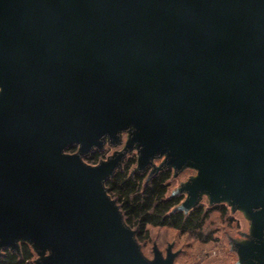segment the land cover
Returning a JSON list of instances; mask_svg holds the SVG:
<instances>
[{"label": "water", "instance_id": "95a60500", "mask_svg": "<svg viewBox=\"0 0 264 264\" xmlns=\"http://www.w3.org/2000/svg\"><path fill=\"white\" fill-rule=\"evenodd\" d=\"M0 89V258L174 264L140 254L107 187L136 145L139 171L197 167L177 209L228 199L251 221L241 263L264 264V0H0Z\"/></svg>", "mask_w": 264, "mask_h": 264}, {"label": "trees", "instance_id": "16d2710c", "mask_svg": "<svg viewBox=\"0 0 264 264\" xmlns=\"http://www.w3.org/2000/svg\"><path fill=\"white\" fill-rule=\"evenodd\" d=\"M76 148H71L75 150ZM102 154L98 151L89 157L90 163L98 164ZM135 159H129L124 167L107 182L110 195L118 200L125 220L137 230V238H149V227H170L181 233L190 234L200 241L208 242L212 236L205 235V223L209 217L203 207H196L189 214L177 208L183 197L169 196L170 169H164L152 177L147 172L133 171ZM35 253L26 243L21 246V255L6 250L0 264H33Z\"/></svg>", "mask_w": 264, "mask_h": 264}, {"label": "rangeland", "instance_id": "374dc122", "mask_svg": "<svg viewBox=\"0 0 264 264\" xmlns=\"http://www.w3.org/2000/svg\"><path fill=\"white\" fill-rule=\"evenodd\" d=\"M127 141V137H122V143L120 144H110L108 146H104L103 149H95L85 158V161L90 165H94L93 163H90L89 157L97 151L102 154L101 161L108 160L109 158L114 157L116 154L123 151L126 148ZM68 152L73 154L70 151ZM138 158L139 150L137 148H134L132 151L127 153L123 161L122 168L129 161V159H135L137 163L134 166L133 171L147 172L149 173V177L154 176L164 169H170L172 172V178L169 181L170 186L168 195H181L183 197L181 204H183L188 197V193H180L179 190L184 184L190 183L193 178L199 175V169L193 165H188L183 170L177 172L174 168L163 167V162L165 161L166 156H162L155 159L154 163L156 166H158V170L154 174H152V166L148 167L144 171L138 170ZM193 171H195L197 175H192ZM199 206L203 207L209 213V217L205 223L204 230L206 236H212V240L208 242L200 241L190 234L181 233L170 227H149V238L145 241L138 240L144 255L148 258V254H150L153 259L155 247L161 250V247L164 244H166L169 240H172L175 242L176 247L183 248L185 251L190 252V255L188 257H184L181 252L174 251L173 245L169 244L164 253L169 249V247H172L173 251L178 254L177 258L189 259L192 261L206 259L209 260L210 264H220L222 260L227 259L230 255L225 251L226 246L229 243L228 237L237 236L241 228L251 230L250 219L241 209H234L233 205L230 204L228 199L213 203L210 199L209 194H202L196 207ZM242 233L243 232H240V235ZM26 244H28L33 249L35 253L33 264H37V261L41 258V255H39L35 251L32 245H30L29 243ZM177 258L175 259L174 264H176Z\"/></svg>", "mask_w": 264, "mask_h": 264}, {"label": "clouds", "instance_id": "9594fccd", "mask_svg": "<svg viewBox=\"0 0 264 264\" xmlns=\"http://www.w3.org/2000/svg\"><path fill=\"white\" fill-rule=\"evenodd\" d=\"M0 91H2V89H0ZM135 132H136L135 127L134 126H129L128 128H126V129L118 132L117 133V136H118V138L127 137L130 140ZM100 140H101V142H102V144L104 146H108L111 143H113L112 138L109 135H107V134H105L104 136H102L100 138ZM134 147L137 148L138 150H140V148L142 146L137 147L136 145H134ZM95 148L96 147L93 146L92 149H95ZM66 149L63 150L62 154L64 156L71 157L70 155H67L66 154V151H65ZM192 175L195 176V175H197V173L195 171H193L192 172ZM240 232H243L244 235H240ZM240 232H238L237 236H235V237H232V236H229L228 237L229 243L226 246L225 251L227 253H229L230 255H229V257L227 259L222 260L220 262V264H241L240 256L238 254L237 245L246 243L249 240H252L253 237L251 235V231L248 230V229H246V228H241ZM237 241H242V242L237 243ZM169 244L173 245L174 251L181 252V254L184 257H188L190 255V252L189 251H185L183 248L176 247L175 242L172 241V240H169L166 244H164L161 247V251L164 252L167 249V247H168ZM141 251L142 250L139 248L140 254H141ZM51 256H52L51 249H49V250H47V251L44 252V258H49ZM142 257L144 258V256H142ZM148 259L149 260L152 259V256L150 254H148ZM176 264H210V262H209V260H206V259L205 260H199V261H192V260H189V259H180V258H177ZM253 264H256V262L253 261Z\"/></svg>", "mask_w": 264, "mask_h": 264}, {"label": "flooded vegetation", "instance_id": "af4514ba", "mask_svg": "<svg viewBox=\"0 0 264 264\" xmlns=\"http://www.w3.org/2000/svg\"><path fill=\"white\" fill-rule=\"evenodd\" d=\"M76 149L75 150H72L71 151V149H69V151L70 152H72V153H76L77 151H78V146H74ZM73 148V147H72ZM101 161V160H100ZM100 163V162H99ZM94 165H96V164H94ZM192 210H194V209H192ZM192 210H190V211H188V212H185L186 214H189ZM241 235H244V233H242ZM237 243H239V241H237ZM169 249L172 251V253H176V252H174L173 251V249H172V247H169ZM169 249L164 253V252H162L161 250V252H162V254H163V256H164V258H167V256H168V251H169ZM177 254V253H176ZM178 257V254L176 255V257H175V259ZM175 259H174V261H175Z\"/></svg>", "mask_w": 264, "mask_h": 264}]
</instances>
